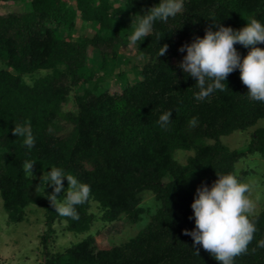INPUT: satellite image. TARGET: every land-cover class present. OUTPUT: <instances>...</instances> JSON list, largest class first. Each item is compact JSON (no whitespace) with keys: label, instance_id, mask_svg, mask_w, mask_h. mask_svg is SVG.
<instances>
[{"label":"trees","instance_id":"obj_1","mask_svg":"<svg viewBox=\"0 0 264 264\" xmlns=\"http://www.w3.org/2000/svg\"><path fill=\"white\" fill-rule=\"evenodd\" d=\"M8 2L20 9L0 13V199L8 223L24 221L30 208L42 211L38 264H219L202 248L198 255L182 229L195 226L190 204L201 184L211 186L217 174L233 171L251 154L264 156V126L255 127L240 148L221 141L254 127L264 118V103L250 99L238 69L227 77L228 90L197 101L196 82L177 67L183 57L177 49L216 23L239 29L250 18L264 22V0H184L181 13L157 22L154 34L134 45L137 63L119 49L130 43L132 18L158 0H0ZM78 19L93 33L75 36ZM162 44L167 54L157 58ZM235 47L241 56L248 51ZM129 63L126 71L119 69ZM112 75L120 91L109 90ZM71 92L75 107L64 110ZM166 110H173L168 132L157 124ZM192 117L196 127L189 126ZM25 122L36 141L31 150L11 131ZM178 151L189 152L184 161ZM32 159L30 181L22 167ZM50 167L91 186L90 200L77 206L78 220L54 211L50 186L43 192L39 179ZM146 193L153 211L142 205ZM123 218L144 225L126 241L97 247L96 234ZM254 219L257 232L235 264H264V248L258 247L264 202ZM64 231L86 234L57 249L54 242Z\"/></svg>","mask_w":264,"mask_h":264},{"label":"clouds","instance_id":"obj_2","mask_svg":"<svg viewBox=\"0 0 264 264\" xmlns=\"http://www.w3.org/2000/svg\"><path fill=\"white\" fill-rule=\"evenodd\" d=\"M183 7L184 0H158L146 11H141L130 22V43L138 47L145 37L154 34L157 22L167 23L169 19H174ZM160 38L157 34V42ZM259 44H264V22L260 20L250 18L239 29L216 23L214 27L206 28L202 37L197 36L190 43L178 47L183 57L177 62V67L196 82L199 89L195 96L197 101H207L217 91L228 90L227 77L238 69L250 99L264 103V48L257 46ZM235 45L248 49L247 53L241 56ZM167 50L168 45L162 44L157 58L165 56ZM172 111L166 110L158 117L157 124L164 132L171 130ZM197 125L198 118L192 117L189 126ZM11 131L15 137L23 139L27 149L35 147L30 122L14 124ZM35 161L32 159L23 163L24 176L30 181L35 178ZM47 169L42 170L39 181L43 178V192L46 185L52 189L47 193L50 205L59 216L78 220L77 206L90 200L91 186L61 167ZM217 177L211 186L201 184L196 189L190 204V219L195 226L191 230L182 229V232L191 237L198 255L202 248L219 264H235L236 257L247 253L257 232L254 219L257 215L256 203L264 199V187L260 186L256 177L241 179L240 168L217 174ZM64 180L67 181L66 189ZM62 191L64 194L60 195ZM61 196L63 200L58 199ZM258 247L264 248V240L258 242Z\"/></svg>","mask_w":264,"mask_h":264},{"label":"rangeland","instance_id":"obj_3","mask_svg":"<svg viewBox=\"0 0 264 264\" xmlns=\"http://www.w3.org/2000/svg\"><path fill=\"white\" fill-rule=\"evenodd\" d=\"M20 9L19 4H13L11 2L0 4V13L5 14L7 12L16 11ZM93 30L89 24H80L79 19L75 26L74 35L92 34ZM134 45L129 43L127 47H120L119 52L122 58L131 57V60L137 61L140 59L134 55ZM182 55V54H181ZM182 59V58H180ZM131 67V64H122L119 69L127 70ZM29 80V78H27ZM108 88L111 92L120 91L119 81L116 76L112 75L108 79ZM73 93H70V100L64 104V110H70L75 107L73 103ZM61 123L68 126V122L61 120ZM62 124V125H63ZM264 126V118L258 120L257 124L249 131L240 132L234 131L229 135L222 136L221 141L233 148H240L244 146L249 135L253 129L257 126ZM66 131V130H65ZM61 133V132H60ZM189 152L178 151L176 156L181 161H184ZM251 154L246 158L239 160L234 168H240L242 171H247L246 175H243L241 179L247 177H256L260 182V186L264 187V156L259 154ZM254 195V194H253ZM264 199L256 203V212L262 208ZM142 205L144 207H151L153 211L155 209V202L151 194H143ZM6 213L1 206L0 199V264H38L41 261L40 255L41 244L38 234H40L44 228L42 211L37 208H30L27 211L24 221L17 223H8ZM108 226L99 234H96V244L99 248H109L112 244H117L128 240L131 236L135 235L139 229L144 225L143 221L137 224L131 225V223L123 218L122 220ZM86 233L75 234L73 232L64 231L59 232L54 242L55 248H62L73 242H76L83 238Z\"/></svg>","mask_w":264,"mask_h":264}]
</instances>
